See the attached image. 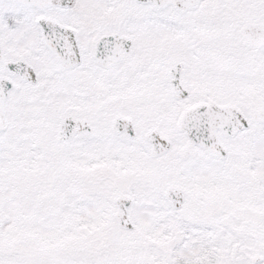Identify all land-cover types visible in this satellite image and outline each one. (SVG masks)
<instances>
[{"label":"snow or ice","instance_id":"1","mask_svg":"<svg viewBox=\"0 0 264 264\" xmlns=\"http://www.w3.org/2000/svg\"><path fill=\"white\" fill-rule=\"evenodd\" d=\"M0 264H264V0H0Z\"/></svg>","mask_w":264,"mask_h":264}]
</instances>
